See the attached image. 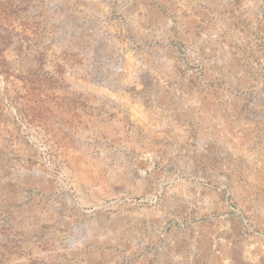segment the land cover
<instances>
[{"label": "rangeland", "instance_id": "374dc122", "mask_svg": "<svg viewBox=\"0 0 264 264\" xmlns=\"http://www.w3.org/2000/svg\"><path fill=\"white\" fill-rule=\"evenodd\" d=\"M0 264H264V0H0Z\"/></svg>", "mask_w": 264, "mask_h": 264}]
</instances>
